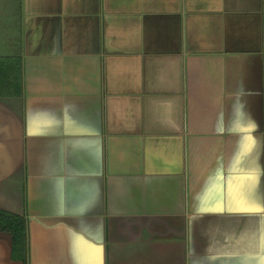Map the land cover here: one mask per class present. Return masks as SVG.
<instances>
[{"label":"crops","instance_id":"crops-1","mask_svg":"<svg viewBox=\"0 0 264 264\" xmlns=\"http://www.w3.org/2000/svg\"><path fill=\"white\" fill-rule=\"evenodd\" d=\"M0 58L30 264H264V0H0Z\"/></svg>","mask_w":264,"mask_h":264},{"label":"trees","instance_id":"trees-1","mask_svg":"<svg viewBox=\"0 0 264 264\" xmlns=\"http://www.w3.org/2000/svg\"><path fill=\"white\" fill-rule=\"evenodd\" d=\"M4 61L5 59L0 58V99L6 97L23 99V66L21 63L15 64L8 76ZM28 220L26 213H13L0 209V232L11 236V259L22 264H30Z\"/></svg>","mask_w":264,"mask_h":264}]
</instances>
